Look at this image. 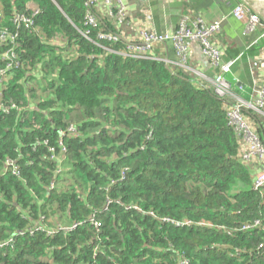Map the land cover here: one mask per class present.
<instances>
[{
  "label": "trees",
  "instance_id": "1",
  "mask_svg": "<svg viewBox=\"0 0 264 264\" xmlns=\"http://www.w3.org/2000/svg\"><path fill=\"white\" fill-rule=\"evenodd\" d=\"M85 3L0 0V264H264V189L228 117L256 93L125 56L132 28L95 8L86 39Z\"/></svg>",
  "mask_w": 264,
  "mask_h": 264
},
{
  "label": "built area",
  "instance_id": "2",
  "mask_svg": "<svg viewBox=\"0 0 264 264\" xmlns=\"http://www.w3.org/2000/svg\"><path fill=\"white\" fill-rule=\"evenodd\" d=\"M102 3L105 6L106 14L111 17L116 26L122 25L124 22L129 24L132 29L131 22L125 4L122 0H86V21L84 30L80 33L88 40H92L90 27L97 23L94 8ZM29 8L34 10V15L39 12L37 4H28ZM256 4H251L247 0H241L232 10V15L238 20L244 22L245 33L250 34L262 32L264 37V14L257 8ZM262 15V16H261ZM1 17V14H0ZM18 20L26 23V27L34 23L31 17L18 15ZM223 19H217L212 22L206 21L201 15L185 14L180 19L178 28L175 32H157L149 31L147 29H138L137 40L129 41L127 44V52L125 56L135 58H150L157 60H165L171 62L169 57L159 56L158 48H163L167 43L174 44L176 49L177 61L174 62L178 67L191 70L190 67V46L193 43L199 44L201 52L204 57L209 61L211 68L219 70L216 72L213 80V88L220 96H232L233 91L230 83L226 80L225 74L231 72L233 62H225L221 48L215 42L222 32ZM6 32L0 33V40L6 39ZM122 34H100V37L106 38L109 41H117L121 38ZM17 34H12V39H15ZM127 38V37H125ZM76 46L72 47L74 51ZM3 70L0 71V85L3 81ZM2 90L0 86V96ZM251 104L247 105L240 98L237 103L228 110L229 123L233 126L237 136L242 141L241 159L243 162L250 166L256 160L260 165V169L256 171L253 176V188L255 190L264 189V140L256 133L247 122L245 115L242 112L243 107H249L259 113L264 112V82L261 87L256 90V96L253 98ZM259 168V167H258ZM257 170V168H256ZM255 171V170H254ZM259 222H256L258 224ZM180 226L179 223H174ZM173 225V224H172ZM263 246V245H262ZM261 246V247H262ZM185 264V262H182Z\"/></svg>",
  "mask_w": 264,
  "mask_h": 264
},
{
  "label": "crops",
  "instance_id": "3",
  "mask_svg": "<svg viewBox=\"0 0 264 264\" xmlns=\"http://www.w3.org/2000/svg\"><path fill=\"white\" fill-rule=\"evenodd\" d=\"M127 9L133 34L130 37L137 40L138 29H147L157 32H175L180 19L189 13L201 15L206 21L212 22L223 19L222 32L215 40L221 48L225 62H233L231 76L237 80L239 86L249 88L256 93L264 82V37L259 30L254 33H245L244 22L232 15L235 0H122ZM32 4V3H29ZM96 9L101 15L106 13L105 6L100 3ZM261 11V10H260ZM264 14V10L261 11ZM252 47H257L253 54L249 52ZM159 56L169 57L171 62L177 61L174 44L167 43L163 48H158ZM190 67L199 82L213 86L216 70L211 68L209 61L201 52L199 44L190 46ZM247 105L253 101L252 97H236ZM249 108V107H247ZM245 118L250 127L264 140V112L259 113L251 108L246 111ZM254 171L260 169L256 160L250 165ZM264 166V163H263ZM259 167V168H258ZM257 168V170H256Z\"/></svg>",
  "mask_w": 264,
  "mask_h": 264
},
{
  "label": "water",
  "instance_id": "4",
  "mask_svg": "<svg viewBox=\"0 0 264 264\" xmlns=\"http://www.w3.org/2000/svg\"><path fill=\"white\" fill-rule=\"evenodd\" d=\"M251 4H256V6L261 7V10H264V0H247ZM260 5V6H259ZM169 67L168 64H166Z\"/></svg>",
  "mask_w": 264,
  "mask_h": 264
},
{
  "label": "rangeland",
  "instance_id": "5",
  "mask_svg": "<svg viewBox=\"0 0 264 264\" xmlns=\"http://www.w3.org/2000/svg\"><path fill=\"white\" fill-rule=\"evenodd\" d=\"M260 6V5H259ZM258 9H260L261 7H257ZM261 10V9H260ZM262 16V15H261Z\"/></svg>",
  "mask_w": 264,
  "mask_h": 264
}]
</instances>
